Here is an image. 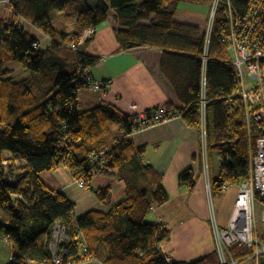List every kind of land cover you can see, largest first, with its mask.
<instances>
[{
  "label": "trees",
  "instance_id": "obj_1",
  "mask_svg": "<svg viewBox=\"0 0 264 264\" xmlns=\"http://www.w3.org/2000/svg\"><path fill=\"white\" fill-rule=\"evenodd\" d=\"M71 1L79 5L71 30L57 27L56 15L67 13ZM208 1V0H207ZM236 14H244L250 0H229ZM180 0H10V18L0 14V236L11 246L8 264H49L42 236L59 222H69L74 204L54 193L38 174L59 167L90 183L96 174L138 163L149 189L126 186L125 199L105 214L88 212L75 220L89 247L92 259L103 264H216L215 252L194 262L168 261L157 249L170 231L165 224L146 219L150 207L169 200L162 176L143 162L146 147H135L132 133L139 130L136 116H128L103 103L82 110L78 96L88 89L83 81L98 58L86 54L79 39L88 29L112 16L127 32H119L118 51L146 47L160 51L159 70L181 107L164 106L167 116L180 115L190 128H199L198 102L203 76V36L199 28L175 20ZM2 9L0 8V12ZM148 21L147 25H136ZM49 39L44 46L27 28ZM224 28L216 18L212 43L205 65L206 146L219 158L218 177L209 180L210 194L224 183L238 184L249 177L248 135L241 108L229 106L228 97L237 88L234 69L219 58L225 48L218 40ZM20 65L26 74L17 80L4 64ZM231 103L238 104L233 99ZM161 107L145 111L150 116ZM257 132H252L251 150H257ZM110 150L105 168L93 167L91 153ZM24 161L25 166H17ZM208 166V169H209ZM178 183L189 189L195 184L191 169L178 175ZM100 201L109 189L94 191ZM73 252L76 248L73 246ZM105 250V257L101 255ZM236 259L250 251L241 244L230 248ZM91 260V259H90ZM81 260L75 259V263Z\"/></svg>",
  "mask_w": 264,
  "mask_h": 264
},
{
  "label": "crops",
  "instance_id": "obj_2",
  "mask_svg": "<svg viewBox=\"0 0 264 264\" xmlns=\"http://www.w3.org/2000/svg\"><path fill=\"white\" fill-rule=\"evenodd\" d=\"M71 3L76 6L78 12L79 5L74 1ZM0 14L6 20L10 18L7 10H2ZM75 15L72 27L67 29H73ZM56 17L55 15L54 18ZM175 20L193 25L199 28V31L204 23V20L196 17L193 12L183 16L178 10ZM147 24L148 21L136 23ZM55 25L62 27L60 22ZM26 28L44 46L48 45L49 39L45 35L36 29ZM129 30L130 27L120 24L116 18L110 16L94 29L91 41L81 46L86 54L98 58L89 68L90 76L97 81L110 82L102 96L95 93L93 98L86 97V94L78 96L81 109L91 110L107 103L132 116L136 112L162 107L168 102L175 107H181L169 83L160 73V51L146 47L118 51L117 34ZM4 69L12 71L17 80L26 76L16 63L7 62ZM131 140L135 147H146L143 162L152 166L162 176L163 186L169 195V200L163 205L150 207L146 219L150 223L165 224L170 231L168 239L160 242L156 246L157 249L168 261L175 262L190 263L212 254V216L220 228H227L237 198L238 184H230L225 191L220 190L214 195L208 193L207 183L210 179L218 177V169L213 171L210 160L208 173L205 175L200 158L199 131L188 127L181 117L140 129L132 133ZM25 164L24 161H16L17 166ZM186 169H191L195 176V184L190 189L178 183V175ZM38 179L53 193L64 195L74 204V212L71 215L74 220L92 211L109 213L115 205L125 199L128 184L139 189H149L138 163L112 169L108 175L96 174L87 188L78 186L69 170L63 167L41 172ZM97 189H109L105 201L96 197L94 191ZM11 251L10 244L0 236V264H8ZM100 252L105 257V250L101 249ZM76 264L103 262L92 259Z\"/></svg>",
  "mask_w": 264,
  "mask_h": 264
},
{
  "label": "built area",
  "instance_id": "obj_3",
  "mask_svg": "<svg viewBox=\"0 0 264 264\" xmlns=\"http://www.w3.org/2000/svg\"><path fill=\"white\" fill-rule=\"evenodd\" d=\"M210 9L206 30L203 33V76L201 94L198 102L199 128L201 137L202 164L204 173H208L206 157V85L205 65L208 61L212 43L216 18L224 28L218 33V40L225 48V57L219 58L234 69L237 88L228 97L229 106L233 109L241 108L243 120L248 135L249 146V177L238 183V194L227 228H220L212 216V233L214 252L217 256L216 264H242L250 261L252 264H264V0H250L244 14H236L229 0H209ZM10 0L0 1V8L9 7ZM94 34V29L86 30L79 44L84 43ZM88 90L102 96L110 86L109 81H97L91 76H85ZM239 100L240 105L231 103ZM167 109L152 112L148 116L145 112H136V123L139 130L163 122L171 118L181 117L174 114L167 116ZM138 131V130H137ZM257 132L255 153L251 150L252 132ZM111 160L110 150L91 153L89 161L93 167L105 168ZM80 187L87 188L88 183L83 178H77ZM230 184L224 183L220 190L225 191ZM207 191L210 194L209 183ZM52 196H55L53 193ZM260 208V218L256 217V210ZM259 225L262 227L260 233ZM42 243L49 256V264H74L75 259L92 260L89 247L82 231L74 219L69 222H59L42 236ZM241 244L250 251L243 259H236L230 248ZM73 246L76 252H73ZM11 259V257H10Z\"/></svg>",
  "mask_w": 264,
  "mask_h": 264
},
{
  "label": "rangeland",
  "instance_id": "obj_4",
  "mask_svg": "<svg viewBox=\"0 0 264 264\" xmlns=\"http://www.w3.org/2000/svg\"><path fill=\"white\" fill-rule=\"evenodd\" d=\"M0 1H3V0H0ZM209 9H210L209 0L208 1L207 0H180L177 10H178V13L180 15H183V16L193 12V14L196 17H199V18L204 20V23L202 24L203 27L200 31V36H199L201 38V36L203 35V33L206 30L207 20H208V16H209V15L207 16L206 14H209ZM2 10H6V9H2ZM76 10H77L76 6L73 3H71V4H69V8L67 10V13L56 17L55 20L58 21V23L60 22V23L64 24L65 26H67V28H70V27H72V21H73L75 13L77 12ZM68 30H70V29H68ZM80 92H81L79 95L80 97L86 94V97L93 98L96 94V93L94 94L92 91L90 92V90H87V89H82ZM199 135H200V133H199ZM201 145L202 144H201V137H200V152H201L200 158L202 160ZM206 154H207V146H206ZM206 157H207V155H206ZM211 159H212L213 171L216 172V170L218 169L219 158H218L217 154L212 153ZM207 161H208V158H207ZM256 217L259 220L260 208H257V210H256ZM259 230H260V233H262V227L260 225H259ZM243 264H252V263L250 261H245V262H243Z\"/></svg>",
  "mask_w": 264,
  "mask_h": 264
}]
</instances>
